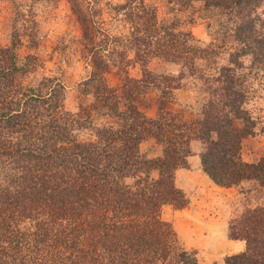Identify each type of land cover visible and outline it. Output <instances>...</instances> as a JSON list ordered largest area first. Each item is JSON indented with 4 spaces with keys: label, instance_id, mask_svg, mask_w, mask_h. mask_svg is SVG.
Segmentation results:
<instances>
[{
    "label": "trees",
    "instance_id": "16d2710c",
    "mask_svg": "<svg viewBox=\"0 0 264 264\" xmlns=\"http://www.w3.org/2000/svg\"><path fill=\"white\" fill-rule=\"evenodd\" d=\"M66 1L79 34L59 49L89 68L76 113L58 78L30 76L42 59L19 54L43 42L36 22L16 18L0 44V264H199L161 218L188 207L176 173L193 141L203 173L241 198L228 235L244 251L224 264H264V158H242L243 140L264 133L251 108L264 96V0ZM198 19L207 44L189 28ZM151 58L177 73H150ZM179 90L193 95L185 111Z\"/></svg>",
    "mask_w": 264,
    "mask_h": 264
},
{
    "label": "rangeland",
    "instance_id": "374dc122",
    "mask_svg": "<svg viewBox=\"0 0 264 264\" xmlns=\"http://www.w3.org/2000/svg\"><path fill=\"white\" fill-rule=\"evenodd\" d=\"M165 9L160 8V14ZM18 18L36 22L43 42L36 50L22 48L21 57L26 54H37L44 62L43 68L30 76H53L58 78L65 88L64 107L70 113H76L80 103L89 99L80 97L79 84L87 76L89 68L74 55L71 49L60 50L59 39L65 41L76 38L79 34L70 6L66 0L49 2L47 0H0V44L8 45L11 26ZM20 22V21H19ZM22 22V21H21ZM20 26V25H19ZM195 38L203 44L210 42V37L204 20H196L190 27ZM145 68L154 75H175L178 67L160 58H151ZM143 67L133 64L128 73L131 77L141 76ZM31 78V77H30ZM110 86L119 83L115 73L107 76ZM176 110H184L193 102L190 91L176 92ZM255 117H261L264 128V96L251 107ZM155 107L146 110L148 117H153ZM142 149L149 151L152 156L158 154V149L152 144H144ZM192 155L188 158V167L176 173V186L184 192L188 199V207L176 209L172 205L162 207V220L170 223L182 245L189 251L196 253L199 264H224L226 257L244 251V242L233 240L228 235V222L232 212L241 208V198L236 188H220L216 186L202 171L199 153L201 144L191 143ZM242 158L246 162L264 158V133L256 132L255 136L248 137L242 142Z\"/></svg>",
    "mask_w": 264,
    "mask_h": 264
}]
</instances>
